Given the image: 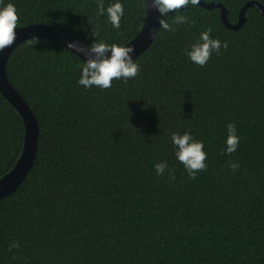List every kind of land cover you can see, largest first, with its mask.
<instances>
[{
	"label": "trees",
	"instance_id": "16d2710c",
	"mask_svg": "<svg viewBox=\"0 0 264 264\" xmlns=\"http://www.w3.org/2000/svg\"><path fill=\"white\" fill-rule=\"evenodd\" d=\"M202 1L222 4L233 25L247 3L264 7V0ZM115 2L104 0L105 9ZM120 2L119 30L107 15L97 18L96 0L2 6H15L17 28L49 25L88 46H125L147 11L143 0ZM181 14L195 24L175 33L159 25L134 59L139 75L108 90L79 85L84 61L53 40L14 48L7 78L39 135L30 172L0 200V264H264V17L249 7L243 26L231 30L218 8L190 5ZM209 27L228 48L199 67L185 50ZM229 123L240 137L231 155L224 151ZM185 132L208 156L195 180L170 139ZM24 136L23 118L0 93V178L20 158ZM164 161L175 180L168 170L156 174ZM13 242L20 247L9 251Z\"/></svg>",
	"mask_w": 264,
	"mask_h": 264
},
{
	"label": "clouds",
	"instance_id": "9594fccd",
	"mask_svg": "<svg viewBox=\"0 0 264 264\" xmlns=\"http://www.w3.org/2000/svg\"><path fill=\"white\" fill-rule=\"evenodd\" d=\"M3 2L4 0H0V52L11 47L15 42L17 38L16 29L20 19L15 6L11 3L2 6ZM199 3L200 0H147L145 7L150 4V7L155 9L162 17L158 21L161 30L175 33L179 25L191 26L195 24V20L181 14V10L189 8L190 5L195 7ZM96 6L97 18L107 15L108 22L114 29L119 30L121 19L125 14L124 4L120 0H116L115 3L105 9L104 0H96ZM170 13H175L172 16L171 23L168 22ZM212 31V28L209 27L206 31L201 32L199 41L185 50L189 60L199 67L206 66L213 53L219 57L222 55L221 49L227 50L228 48L226 41L221 42L219 39L212 38ZM93 35L96 37L99 33H93ZM37 42L36 38L27 41L29 45ZM70 46L75 47L74 45ZM77 50L80 51V49ZM88 51L94 54V58H89L83 63L78 80V84L85 89L98 87L101 90H108L112 87L113 81L122 80L127 83L128 80L135 79L140 73V65L132 59L131 54L135 51L133 47L95 42L88 48ZM170 139L174 148L177 149L176 158L184 166L190 179L195 180L198 173L207 170L206 160L208 156L204 151L202 141L194 140L190 132H185L183 135L172 133ZM239 144L240 137L237 135V127L234 123H229L227 125L226 148L224 151L231 155L237 151ZM228 167L235 172L240 165L229 162ZM166 170H168L170 179L175 180L174 172L169 170L166 161L155 164V171L158 176H163ZM19 247L18 242H13L9 246V251Z\"/></svg>",
	"mask_w": 264,
	"mask_h": 264
},
{
	"label": "water",
	"instance_id": "95a60500",
	"mask_svg": "<svg viewBox=\"0 0 264 264\" xmlns=\"http://www.w3.org/2000/svg\"><path fill=\"white\" fill-rule=\"evenodd\" d=\"M144 5L147 0H143ZM198 6L206 9L218 8L220 10L221 21L224 26L231 30L240 29L245 22V12L249 7L256 8L264 17V7L256 2L247 3L239 13V19L236 24H230L227 19V12L225 7L220 3L207 4L200 0ZM147 15L140 32L124 47H133L135 49L132 53V59H136L144 53L153 43L158 29H159V13L150 7H146ZM16 40L13 45L0 52V93L3 97L18 111L24 121L25 136L23 151L15 164L14 168L0 178V200L13 193L24 181L30 172L37 153V143L39 135V125L33 114L31 108L19 94V92L12 86L7 78L6 65L10 54L15 47L24 41L36 39H49L61 44L71 53L77 56L82 61L86 62L89 58H94V54L88 51L87 44L81 40L67 33L62 29H58L49 25H28L26 27L16 29ZM74 45L75 47H71ZM77 49H80L78 51ZM110 55V54H109Z\"/></svg>",
	"mask_w": 264,
	"mask_h": 264
}]
</instances>
